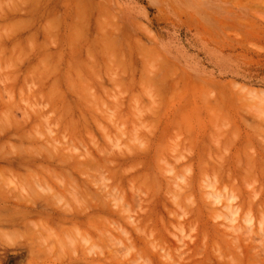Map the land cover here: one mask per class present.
<instances>
[{"label": "rangeland", "instance_id": "1", "mask_svg": "<svg viewBox=\"0 0 264 264\" xmlns=\"http://www.w3.org/2000/svg\"><path fill=\"white\" fill-rule=\"evenodd\" d=\"M263 18L0 0V264H264Z\"/></svg>", "mask_w": 264, "mask_h": 264}, {"label": "bare ground", "instance_id": "2", "mask_svg": "<svg viewBox=\"0 0 264 264\" xmlns=\"http://www.w3.org/2000/svg\"><path fill=\"white\" fill-rule=\"evenodd\" d=\"M253 1H254V0H253ZM240 2H241V1H240ZM260 2H261V1H260ZM260 2H259V3H260ZM253 13H254V12H253ZM258 15H259V14H258ZM263 20H264V18H263Z\"/></svg>", "mask_w": 264, "mask_h": 264}]
</instances>
